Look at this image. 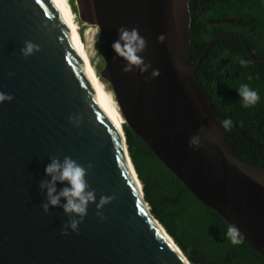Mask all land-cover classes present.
<instances>
[{"label":"water","instance_id":"obj_1","mask_svg":"<svg viewBox=\"0 0 264 264\" xmlns=\"http://www.w3.org/2000/svg\"><path fill=\"white\" fill-rule=\"evenodd\" d=\"M188 3L0 0V92L13 97L0 103V264H191L144 199L119 113L196 200L264 256V166L235 155L197 79ZM120 27L147 41L148 71H123L111 48ZM224 39L210 40L202 56ZM25 41L40 50L22 56ZM77 115L79 127L69 120ZM195 135L198 147L189 145ZM65 156L92 164L86 181L96 201L77 232L64 228L61 207H41L49 158ZM101 196L114 197L99 209L103 219Z\"/></svg>","mask_w":264,"mask_h":264},{"label":"trees","instance_id":"obj_2","mask_svg":"<svg viewBox=\"0 0 264 264\" xmlns=\"http://www.w3.org/2000/svg\"><path fill=\"white\" fill-rule=\"evenodd\" d=\"M188 7L191 61L200 60L197 79L215 114L222 121L231 119V128L223 130L235 155L264 166V63L253 60L264 59V0H189ZM230 37L242 41L248 52ZM214 38L225 39L213 43L202 56ZM241 59L248 61L247 66H241ZM242 84L259 94L255 105L243 106L238 95ZM122 125L144 199L191 264H264V256L242 239L232 244L227 236L229 224L196 200Z\"/></svg>","mask_w":264,"mask_h":264},{"label":"clouds","instance_id":"obj_3","mask_svg":"<svg viewBox=\"0 0 264 264\" xmlns=\"http://www.w3.org/2000/svg\"><path fill=\"white\" fill-rule=\"evenodd\" d=\"M117 32L118 38L112 42L111 48L116 56L126 61L123 71L131 72L134 67L141 73L148 71L150 65L145 63L144 58L140 55L146 48L147 41L139 34L138 29L132 28L129 30L126 27H120ZM165 38V35L161 34L157 37V41L163 43ZM39 50L38 45L31 41H25L24 47L20 51L22 56L29 57ZM239 63L241 66H247L248 61L241 59ZM159 74L158 69H153L151 72L153 78L159 76ZM238 95L242 99L244 107L253 106L260 99L257 91L251 89L247 84L240 86ZM12 99L13 97L11 95L0 92V103L11 101ZM82 119L83 117L79 115L69 117L70 122L75 127H79ZM221 126L224 129H230L232 126L231 119L223 120ZM199 144V135H195L189 139L190 146L198 147ZM49 159L50 163L46 165L44 171L45 175L50 177V179L41 180L39 184L40 190L45 193L46 197V202L41 207L45 212H48L50 207H61L64 214L69 216V222L64 228L77 232L79 224L87 214L88 205L96 201L95 190H89V185L86 181L88 170L92 168V164L89 163L86 168L68 156H65L62 161L57 157H50ZM58 182L61 184L67 182L69 186L57 191L56 185ZM113 198L111 196L100 197L96 208L97 215H100L101 219H103V216L100 214L99 209L110 203ZM61 199L65 203L61 204ZM73 217H79V219ZM62 234L67 235V231H63ZM227 236L232 244H239L242 239L240 230L234 225H229Z\"/></svg>","mask_w":264,"mask_h":264},{"label":"bare ground","instance_id":"obj_4","mask_svg":"<svg viewBox=\"0 0 264 264\" xmlns=\"http://www.w3.org/2000/svg\"><path fill=\"white\" fill-rule=\"evenodd\" d=\"M123 123V120H122V117L119 113V119H118V122H117V127L120 128L119 126H121V124Z\"/></svg>","mask_w":264,"mask_h":264},{"label":"snow or ice","instance_id":"obj_5","mask_svg":"<svg viewBox=\"0 0 264 264\" xmlns=\"http://www.w3.org/2000/svg\"><path fill=\"white\" fill-rule=\"evenodd\" d=\"M37 2H39V0H37Z\"/></svg>","mask_w":264,"mask_h":264},{"label":"rangeland","instance_id":"obj_6","mask_svg":"<svg viewBox=\"0 0 264 264\" xmlns=\"http://www.w3.org/2000/svg\"><path fill=\"white\" fill-rule=\"evenodd\" d=\"M123 124V123H122Z\"/></svg>","mask_w":264,"mask_h":264}]
</instances>
